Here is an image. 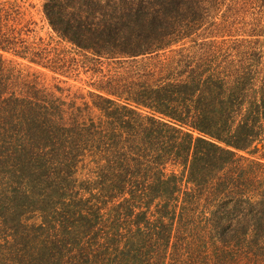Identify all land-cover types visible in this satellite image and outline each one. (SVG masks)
I'll list each match as a JSON object with an SVG mask.
<instances>
[{
    "label": "trees",
    "instance_id": "obj_1",
    "mask_svg": "<svg viewBox=\"0 0 264 264\" xmlns=\"http://www.w3.org/2000/svg\"><path fill=\"white\" fill-rule=\"evenodd\" d=\"M15 2L0 0V264H153L147 256L175 225L196 247L187 248V264L240 257L264 264V189L245 190L236 164L257 143L264 162V77L254 89L252 67L189 59L162 67L155 85L130 87L123 104L110 91L117 102L101 93L76 107L33 85L10 89L2 54H17L19 31L9 25L21 8ZM204 2L42 0L41 8L51 31L77 52L119 60L190 37ZM28 49L24 41L20 50ZM86 158L91 178L79 179ZM168 164L179 174H165ZM117 198L105 220L103 205ZM155 201L150 221L145 213ZM133 216L135 230L122 234L121 222ZM243 221L238 235L234 224ZM205 222L206 234L195 227Z\"/></svg>",
    "mask_w": 264,
    "mask_h": 264
},
{
    "label": "rangeland",
    "instance_id": "obj_2",
    "mask_svg": "<svg viewBox=\"0 0 264 264\" xmlns=\"http://www.w3.org/2000/svg\"><path fill=\"white\" fill-rule=\"evenodd\" d=\"M13 1L21 7L15 15L16 19L9 24L16 33L19 31L17 35L19 40L15 43L17 54H2L10 89L18 90L23 83L26 84L25 86L33 85L76 107L91 105L90 97L101 93L117 102V98L108 94L110 91L119 95V104H123L125 101L121 99L125 98L130 87L136 88L138 83L143 81L155 85L157 79L164 74L162 67H184L189 59L192 60L193 66L199 65V67H202L203 61L212 62L213 67H252L256 76L254 89L264 77V0H206L205 5L203 4L200 9L201 26L190 37L179 40L168 49L150 56L119 60L97 59L84 55L60 40L43 17L42 0H10V3ZM24 41L29 47L25 52L20 50L24 46ZM88 112L94 121L98 120L99 115L96 110L90 109L87 110ZM254 148L257 149V154L251 152ZM260 150L261 144L257 143L249 151L238 153L236 157L238 170L244 171V179H246L241 185L248 192L254 193L255 190L260 192L264 189V162L258 160L263 152ZM92 167L91 159L86 158L79 166L77 177L91 178ZM163 170L165 174L180 172L178 166L170 164ZM182 185L180 190H186L187 185L183 187ZM194 195L196 197V194ZM121 201L122 198H117L108 200L106 205H103L101 213L105 220H108L107 214L109 217L114 214L115 207ZM157 202L151 204L150 210L145 213L150 221L156 219L153 210ZM200 208L201 206L198 207L195 215L199 216V211L202 212ZM145 210L144 207L135 208L133 213L137 215L139 211ZM122 213L124 215L125 209ZM135 218L127 217V221L121 222L122 234L128 229L135 230V227H132V220ZM246 225L245 221L242 225L237 222L234 224L238 235H240L239 229ZM195 227L206 234L210 225L207 222L196 223ZM139 228L141 232L151 233L142 225ZM249 229L250 227H247V233H250ZM232 231L229 236L232 235ZM240 237L241 243H245L249 238L246 234L244 236L241 234ZM188 240L190 239L187 237V229H178L175 225L167 241L155 242V249L147 257L153 258L151 260L153 264H187V248L196 249L194 243ZM233 242L234 240L231 239V243ZM124 243L125 240L121 242V246ZM226 264L255 263H248L246 258L240 257Z\"/></svg>",
    "mask_w": 264,
    "mask_h": 264
}]
</instances>
